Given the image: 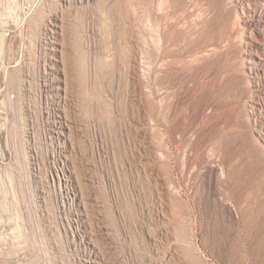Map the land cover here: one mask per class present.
I'll use <instances>...</instances> for the list:
<instances>
[{"label":"rangeland","instance_id":"1","mask_svg":"<svg viewBox=\"0 0 264 264\" xmlns=\"http://www.w3.org/2000/svg\"><path fill=\"white\" fill-rule=\"evenodd\" d=\"M90 1L0 0V264H264V110L251 116L240 4ZM58 14L73 145L51 138L37 89L34 19Z\"/></svg>","mask_w":264,"mask_h":264},{"label":"bare ground","instance_id":"2","mask_svg":"<svg viewBox=\"0 0 264 264\" xmlns=\"http://www.w3.org/2000/svg\"><path fill=\"white\" fill-rule=\"evenodd\" d=\"M62 1L64 3H66L67 6H70V7H73L74 5H76V8L78 9L77 11H79V10H83V11L85 10L86 11L87 8H90V6H92L90 0H79V2L78 1L73 2V0H62ZM233 1H236L240 4V11L238 9H236L237 23L240 24L241 28H242L240 33H243L244 31H249L250 35H248L247 32L246 33L249 37H251V41L247 42L245 40L249 44L248 47L250 46V50L245 51L247 53V55H244V57H243L244 58L243 64H245L244 66H246L245 70H247L249 75L253 77V80L251 81L253 88H252V94H251L252 98L250 99V107L252 108L251 116L256 120L257 117L259 116L260 112L262 110H264V0H247L245 3H244L245 0H233ZM239 12L241 15H243L241 19L239 16ZM102 14H103V12H102ZM51 16H49V18L47 19V22L44 23L43 26L39 24L40 23L39 21H41L40 18L42 19L41 15H39L38 17H36L34 19V22L36 24H38L39 27L40 26L42 27L40 29L44 34L43 39L38 41L39 47L43 50V56L42 57L44 60V67H43V69L41 68V70H39L40 73H39L38 82H37V87H38L37 89H38L39 96H40L41 100L44 101L48 107L47 112H46L47 117H48L47 125L49 126L51 138L53 140H57V141L63 140V142H65V143L69 142L71 145H73V141H72V139H73L72 138V136H73L72 135L73 125L71 124L72 122L70 120V117H68V114H67L68 112H66L67 110L64 111L65 108H59V106L57 107V105L63 104L61 102L69 101L68 99H69V94H70L68 91V86H69L68 85L69 84L68 79H70V78H68L69 76L67 74L69 71L68 70L69 65L67 64V58H68L67 56L68 55L66 56V54H65V50L67 49V48L65 49V45H66L65 44V40H66L65 38H67V37H65V32L67 30L66 29L67 23L65 22L66 20L64 19V17L62 15L58 14V15H55L53 17H51ZM238 24H237V26H238ZM36 27H38V26H36ZM246 33H245V35H246ZM20 35H21V33H20ZM31 37H33V36H31ZM31 37L28 36V38H29L28 40L32 39ZM240 38H242V36ZM34 40L32 39V41H34ZM34 43L33 42L31 43L32 46L35 45ZM25 44L28 45L27 42L26 43L24 42V45ZM26 45H25V47H26ZM27 48L30 49V47H27ZM31 48H33V47H31ZM25 50H26V48H25ZM3 51H4V49L2 47V44H0V55L2 54ZM27 54H29V52ZM27 54L25 56H28ZM31 56H32V53H31ZM31 58H29V59H31ZM60 72L65 73L64 79L60 78L61 77V76H59ZM28 73H30V72H28ZM27 75L29 77L31 74L30 75L27 74ZM26 79H24V80H26ZM32 79H34V78H32ZM31 80L27 79L25 88H23V91L25 90L27 94H30L29 92H31V89L33 87V85L31 86V83H32ZM62 81H64V83H65L64 86H63V84H61ZM29 112H31V111H29ZM33 129H34V131L32 134H34L33 136H35L34 132H36L37 128L33 127ZM257 137L259 140L264 141V124L263 123L260 126V128L257 130ZM263 146H264V143H263ZM31 151L33 153L32 156L36 159L35 164H37V162H38L37 161L38 160L37 155L34 154L33 150H31ZM70 158L71 157L68 156V154H67V155H65V159L62 160L61 162L65 163V165H67V163L71 162ZM68 165H67V167H68ZM74 165L75 164H73V166ZM76 168H77V166H76ZM65 169H66V167H65ZM62 170L65 171L64 168ZM74 170L72 169V167L68 169V175H66L67 173L65 174L68 179L66 178L65 180L71 181L72 177L75 176V180H77V185L76 184H75L76 186L74 185L76 187V192L77 191L83 192V184L84 183H82L79 173L74 172ZM75 171L78 172L77 169ZM56 177L59 179L58 181L62 182L63 178L60 177L59 174H57ZM72 181H74V180L72 179ZM74 192L75 191H73V193ZM89 207H87V208H89Z\"/></svg>","mask_w":264,"mask_h":264}]
</instances>
